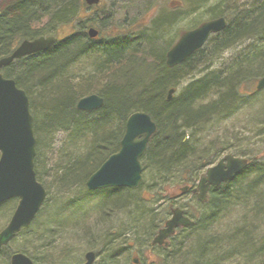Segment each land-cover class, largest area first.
I'll return each mask as SVG.
<instances>
[{"label": "trees", "instance_id": "obj_1", "mask_svg": "<svg viewBox=\"0 0 264 264\" xmlns=\"http://www.w3.org/2000/svg\"><path fill=\"white\" fill-rule=\"evenodd\" d=\"M108 1L90 7L84 0H8L0 6V58L10 55L25 39L47 35L58 38L45 52L14 60L0 69L28 96L36 138L37 180L44 186L43 166L47 156L53 154L55 162L46 172L52 173L51 181L59 191L65 194L73 185L83 186L107 157L118 151L129 115L145 112L157 126L141 157L144 179L147 173L153 175L150 189L155 202L150 204V195L140 196L133 189L114 188L113 201L102 204V208L113 205L126 221L121 229L100 238L96 264L103 260L114 264L121 253L129 258L133 253L127 251L129 239L146 242L149 250H169L170 254L163 250L156 253L163 264H211L217 258L224 263L232 256L264 264V234L258 229L264 226V163L251 162L237 177L211 191L208 200L199 201L190 195L198 209L174 198H167L164 206L158 202L173 173L180 170V179L186 181V171L194 183L200 170L211 164L209 147L198 152L202 142L195 136L238 108L253 105L245 101L240 89L253 86L264 72V0L244 4L229 0L232 3L225 6V1L209 6L204 11L209 19L225 17L226 27L173 67L166 65V53L181 33L175 30L176 25L196 15L208 0H174L180 4L173 7L169 6L172 0ZM89 27L97 29L96 40L87 36ZM247 38L261 43L240 51L223 67L210 69L219 52ZM205 70L201 76H194ZM187 78L190 81L177 90ZM170 88L175 92L167 100ZM91 93L100 95L103 105L91 111L77 109L78 99ZM258 126L255 138H242L245 144H253L252 139L255 145L264 142L263 123ZM188 132H192L191 137ZM55 135H61L62 145L53 152L49 149ZM261 147L256 149L264 161ZM252 149L240 151L245 154ZM16 204L15 198L1 204L0 215L10 218ZM174 206L182 208L194 220L193 225L178 228L174 244L150 245ZM235 208L242 211L243 218L227 229L226 236L212 233L209 228ZM42 212L45 210L40 208L36 217ZM32 224L0 248V264H9L15 251L25 253L36 264H79V256L49 244L45 262L38 258L27 242L45 239L42 231L55 232L57 224L47 223L42 231L33 232ZM74 226L81 227L80 232L85 227ZM27 235L30 238H24V244L12 248L16 238Z\"/></svg>", "mask_w": 264, "mask_h": 264}, {"label": "water", "instance_id": "obj_2", "mask_svg": "<svg viewBox=\"0 0 264 264\" xmlns=\"http://www.w3.org/2000/svg\"><path fill=\"white\" fill-rule=\"evenodd\" d=\"M88 6L99 4L100 0H84ZM170 1L169 6L179 5ZM226 19L218 17L207 20L193 29L182 32L175 44L166 53V65L173 67L202 48L211 34L226 27ZM98 31L89 27L87 36L97 37ZM57 41L54 35L39 36L32 40H23L8 56L0 58V69L24 56L46 51ZM264 87V76L257 82V89ZM175 88H170L167 100H171ZM103 98L91 93L81 97L76 107L91 111L102 106ZM156 131L155 122L142 111L129 115L125 122L124 134L119 150L111 155L88 177L85 187L88 190L101 188H136L142 179L140 158L147 148V143ZM36 139L33 131V117L29 109L26 92L16 86L13 79L5 78L0 73V205L17 198V205L6 226L0 231V248L6 246L21 230H25L34 220L43 204L46 191L36 179L34 171ZM248 162L245 159L225 155L216 165L209 167L194 189L199 192V199L205 198L210 185L217 186L226 182L233 174L240 173ZM187 186L181 188L186 191ZM193 220L183 215L179 207L171 210V217L158 231L153 243L162 244L164 239L174 233L178 226H190ZM95 252L87 251L84 264H94ZM136 264V258L133 259ZM9 264H35L25 253L15 251L10 256Z\"/></svg>", "mask_w": 264, "mask_h": 264}, {"label": "rangeland", "instance_id": "obj_3", "mask_svg": "<svg viewBox=\"0 0 264 264\" xmlns=\"http://www.w3.org/2000/svg\"><path fill=\"white\" fill-rule=\"evenodd\" d=\"M6 1L8 0H0V6ZM221 1H225L223 6L232 3V1L229 0H208L204 7H202L196 15L182 20L178 25H176L175 30H179L180 32H182L189 29L190 27H193V24L198 25L201 22L208 20L209 14L204 11L209 6L215 5L216 3H219ZM104 2H106V4L109 3L108 0H104ZM237 2L240 4H244L247 2H251V0H237ZM114 30L116 29L114 28ZM172 35H174V33ZM251 39L247 38L246 40H242L237 45L219 52L214 57L210 69H219L223 67L231 57L233 58L234 56H237L240 51L244 50L245 48H250L248 46L255 44V42L257 44L261 43L260 41H253ZM204 73H206V70L203 72H196L194 73V76L197 78ZM189 81L190 78H187V80L183 81L178 86L177 90H180ZM249 89L250 87L244 85V88L240 90L241 92L245 93L248 92ZM253 89L254 86L251 87V90ZM244 99L245 101H249L253 105L245 106L242 109L238 108L235 113H232L223 119L213 122L208 126V128H203L201 130L202 133H198V135L195 136L196 140L202 142L201 147L197 149L198 152L204 151L202 147H207L208 143V151L211 152L209 153L210 159L212 161L220 156V154H222L223 148H227L229 146L231 147L227 149L229 152H236L240 154L243 153L242 151H240L242 148L252 149L254 146V148L262 146L261 150L263 151L264 155V142L259 141L255 145V140L252 139L255 138V134L252 135L249 132L252 128L256 133L257 124L260 125V123H262L263 110H260L262 106L259 103L256 104V97L248 95L245 96ZM249 116H252L254 119H256V121L252 122L249 119ZM55 136L56 137L52 138V147H50V149L48 148L53 152H56L57 149H59L62 145L61 135ZM251 136L253 144H245L242 138ZM54 158L55 157L53 156V154H49L45 159L46 163L43 166V183L44 187L47 186L48 189V193L44 201L45 203H43L41 207L43 210H45V212H42L39 218L36 217L35 221L32 222L33 224L31 228L32 232L34 230L42 231V228L45 229L48 226L47 223H56L60 227L57 225L53 227L54 230H56L55 232H50L49 230L42 231V233H44L43 235H45L46 238L41 241L37 238L33 239L32 242H27L29 250L33 251L38 258L42 257L43 261L45 262L44 252L49 250V248H47V245L49 244L50 247H57L60 249L62 248L65 251H68L69 254H76L80 257L78 261L79 264L84 263L85 253L89 250H92L96 254L94 262L96 264L98 260L96 249H98L101 245L100 238H103L106 233H114L117 230L121 229L124 222L126 221V218L123 217V213H118V211L114 209L113 205H111L108 209L107 207L105 209L102 208V204L113 201L114 191L117 189L105 188L94 191H87L84 185H73V187H71L70 190L67 191V193H61L54 182L51 181L52 179L50 177L52 173L50 171L46 172L49 168H51L50 166L54 164ZM205 169L206 167L202 168L199 174L204 172ZM187 173L188 172L186 171L184 173L186 181H182L180 179V170H178L176 173H173L174 175L171 177L172 179L166 185H164L163 190L160 192V195L158 197V202L161 203V206H164V202L167 200V198H174V200L178 201V203L180 204L189 203L191 205V207L189 208L198 209V206H195V203L191 201L190 194L180 193V188L182 186H184L185 184H192L191 181L193 177L190 178V175L186 176ZM147 174L148 175L145 179L144 175L142 174L141 186L134 188L133 191L143 197H147L149 195V197H152L150 184L153 180V175L151 173ZM154 202L155 197H152V200H150L149 203L151 204ZM156 206L157 205H155V207ZM189 208L188 210H190ZM243 216L244 214L240 209H232L228 214H224L221 220H219L213 228L210 227L209 229L212 230V233L214 234H224L226 236L227 229H231L235 225V223H238L239 219L243 218ZM6 218L7 217H5L3 214L0 215V230H2L6 226L9 220V218ZM40 218L41 220H43L41 224H39L41 221L39 220ZM74 225H84L85 227L80 232L81 227L79 228ZM50 228L48 227V229ZM258 229L260 230L261 234H264V226H258ZM191 232L193 235V231ZM24 238L29 239L30 235L16 238L11 243L12 248L15 249L20 244H24V242H26ZM132 240H127L126 245H129L127 251H133V253L129 255V258H126V253L118 254V257L116 261H114V264H132L131 260L134 258V256L139 257V263L145 260V264H163V260H161V257L156 255V253L163 250L167 251L170 254L169 250H164L162 248H159V250H149L148 247L143 244L144 241L141 240L138 242H134ZM45 242L47 243L46 245H44ZM175 250L176 249H172V251L174 252ZM245 260L244 258L232 256L228 261L220 263L221 259L218 260L217 258L219 264H258V262L247 260L246 262ZM100 263L105 264L104 260Z\"/></svg>", "mask_w": 264, "mask_h": 264}, {"label": "bare ground", "instance_id": "obj_4", "mask_svg": "<svg viewBox=\"0 0 264 264\" xmlns=\"http://www.w3.org/2000/svg\"><path fill=\"white\" fill-rule=\"evenodd\" d=\"M215 34V33H214ZM214 34H211L210 36H209V38L207 39V41L205 42V44L208 42V40L210 39V37L211 36H213ZM28 40V39H27ZM204 44V45H205ZM96 94V93H95ZM89 95V94H88ZM86 96V95H85ZM102 105H103V103H102ZM151 118V117H150ZM249 119L252 121V122H255L256 121V119H254L252 116H249ZM262 124V123H261ZM155 126H156V124H155ZM260 126H258V124H257V129L259 128ZM156 128H157V126H156ZM156 132V131H155ZM154 132V133H155ZM250 133H255V131L251 128L250 129V131H249ZM191 134H192V132H188L187 133V136H190L191 137ZM154 135V134H153ZM236 146H237V144H236ZM263 146H264V143H263ZM207 147H209V145H208V143H207ZM228 148H231L230 146L229 147H227V148H223V152H222V154H224V152L225 151H227L228 153H225V155H232L233 157H237V158H240V159H245L247 162H248V164H247V166L241 171V172H243V171H245L248 167H249V165L251 164V162H255V163H257V164H262V163H264V161H263V159H261V157H262V155L260 154V151H259V149L257 148H254L253 150H250V151H248L247 153H242V154H240V153H236V152H229L227 149ZM202 174H203V172L202 173H198V175L195 177V182L196 181H198L199 180V178L202 176ZM199 176V177H198ZM235 177H237V174H233L230 178H229V180H231V179H233V178H235ZM35 219V218H34ZM34 221V220H33ZM158 234V231L155 233V235L152 237V239H151V241H150V245H152V246H157V247H162L163 245V247H167L168 245H169V243H173L174 242V240H173V236H175L176 235V233H175V231H174V233L173 234H171V235H169L167 238H165L164 239V241H163V243L162 244H158V243H153V239H154V237L156 236ZM172 236V237H171ZM171 237V238H170ZM170 239V240H169ZM146 243V242H145ZM145 243H144V245H145ZM174 244V243H173ZM211 264H219L218 263V261L216 260V259H214L213 260V262L211 263Z\"/></svg>", "mask_w": 264, "mask_h": 264}, {"label": "flooded vegetation", "instance_id": "obj_5", "mask_svg": "<svg viewBox=\"0 0 264 264\" xmlns=\"http://www.w3.org/2000/svg\"><path fill=\"white\" fill-rule=\"evenodd\" d=\"M264 76V72L254 81V84H253V86H254V89L253 90H251V87H250V89H249V91L248 92H245L244 94L246 95V96H252V97H256V100L258 101H260L259 102V104L262 106L261 108H260V110L262 111L263 110V114H262V123H263V129H264V87H262V88H260V89H256V86H257V82L259 81V79H261L262 77ZM242 88H244V86H242L241 87V89ZM241 91V90H240ZM251 92V93H250ZM248 93H250V94H248ZM257 103V102H256ZM264 131V130H263ZM252 135H254L255 133H251ZM225 153H228L227 151H225L224 152V154H220V156H218L217 158H215V160H213L212 162H211V164L210 165H208L207 167H206V169L208 168V167H210V166H213V165H215L217 162H219L220 160H221V158L223 157V156H225ZM240 173H242V172H240ZM240 173H238L237 174V176L240 174ZM200 179V178H199ZM199 181V180H198ZM198 181H196V183L195 184H187V186H188V188L186 189V191H183L182 193H186V194H190V195H192L193 197H195V199H198L199 200V197H198V195H199V192L198 191H195L194 189L196 188V186H197V183H198ZM223 183H225V182H222V183H220V184H218L217 186H213V185H210L209 187H208V189L206 190V193H205V198L202 200V201H205V200H208L209 199V197H210V195H211V191H213L214 189H218L220 186H221V184H223ZM184 214L186 215V216H188L189 217V215H187L185 212H184ZM170 218V215L167 217V219L166 220H168ZM189 218H191V217H189ZM192 219V218H191ZM166 220H165V222H166ZM165 222H164V224L162 225V227L161 228H163L164 226H165ZM161 228H159L158 229V231L161 229ZM178 228H180V227H178ZM178 228H176L175 229V233L177 232V229ZM172 237V236H171ZM170 237V238H171ZM170 240V239H169ZM164 246V245H163Z\"/></svg>", "mask_w": 264, "mask_h": 264}]
</instances>
